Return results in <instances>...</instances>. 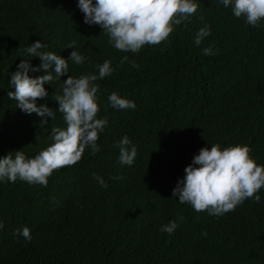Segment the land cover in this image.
Masks as SVG:
<instances>
[{"label":"trees","instance_id":"1","mask_svg":"<svg viewBox=\"0 0 264 264\" xmlns=\"http://www.w3.org/2000/svg\"><path fill=\"white\" fill-rule=\"evenodd\" d=\"M77 2L0 0V156L19 149L34 156L53 142V126H65L59 111L42 125L41 116L8 95L19 61L41 62L25 52L31 42L40 39L47 45L42 50L67 58L74 46H66L75 40L88 59L70 61V75L98 72L95 65L105 59L116 68L96 81L97 115L109 120L98 152L86 147L78 162L53 170L47 185L0 180V264H264V187L259 202L249 197L220 216L197 212L172 194L207 144H249L264 164V20L253 26L218 0H200L166 40L133 53L113 47L98 23H85ZM206 23L211 34L196 45L194 36ZM209 45L215 54L203 53ZM125 55L140 67L118 66ZM68 74L45 82L49 95L37 103L58 108L56 93ZM112 91L136 107H113ZM125 134L137 146L131 165L119 162L115 144ZM173 219L179 225L173 233L160 230ZM25 224L31 241L14 234Z\"/></svg>","mask_w":264,"mask_h":264},{"label":"clouds","instance_id":"2","mask_svg":"<svg viewBox=\"0 0 264 264\" xmlns=\"http://www.w3.org/2000/svg\"><path fill=\"white\" fill-rule=\"evenodd\" d=\"M224 8L231 7L236 17L243 16L248 24L261 27L264 20V0H218ZM200 0H78L77 7L84 13L85 23H98L109 35V43L124 52H138L145 44H159L166 40L176 24L188 20L196 13ZM210 24H204L194 36L196 45L211 34ZM72 40L66 47H73L69 56L46 49L47 45L40 39L31 42L25 48L28 57L41 58L38 65L31 64L29 59H21L15 71L10 75L8 91L10 98L25 112H36L42 117L40 123L46 124L47 117L54 118L57 111L63 114L65 126H53L52 143L41 149L34 156H28L23 149L9 151L0 156V180L15 182L18 178L28 183L47 185L48 177L53 170L78 162L86 147L92 154L100 150L97 143L99 134L105 131L109 120L107 116H98L100 109L98 91L100 85L96 81L111 75L116 68L111 59H105L95 65L98 72L70 75L69 62L83 64L88 57L75 47ZM204 54H215L211 45L202 49ZM218 51V49L216 50ZM129 61L133 67L140 65L135 59L125 55L119 65ZM46 71L40 75H29V71ZM62 80V92H57L55 100L58 108L49 107L47 103H37V98L47 97L45 82ZM14 88V90H11ZM109 103L115 108H135L136 102L112 91L108 95ZM119 148V162L131 165L137 156V146L125 134L115 141ZM249 144L212 143L202 146L184 168V175L179 177L172 194L180 203L190 204L197 212L205 211L209 215L220 216L235 210L251 197L261 200L259 190L264 187V164L258 163L251 155ZM102 187L108 182L103 176L94 173ZM120 177H113L118 179ZM180 217V220H183ZM173 219L161 226V231L169 234L178 227ZM4 221L0 219V229ZM17 238L23 236L25 241L32 240L31 228L22 225L14 229ZM207 235V230H202Z\"/></svg>","mask_w":264,"mask_h":264}]
</instances>
